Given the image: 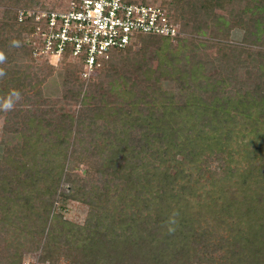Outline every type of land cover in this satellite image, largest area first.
<instances>
[{"label":"trees","instance_id":"trees-1","mask_svg":"<svg viewBox=\"0 0 264 264\" xmlns=\"http://www.w3.org/2000/svg\"><path fill=\"white\" fill-rule=\"evenodd\" d=\"M125 1L159 3L181 34H137L103 61L98 82L65 59L74 115L33 109L42 79L18 64L34 59L33 24L19 10L44 6L0 0V104L12 90L22 97L4 125L0 221L23 222L48 264H264V0ZM235 28L239 43L229 41ZM151 45L157 70L145 66ZM107 127L106 155L81 177L75 162L90 161L80 144L94 140L85 131ZM62 197L89 206L83 224L54 212ZM17 257L0 247V264Z\"/></svg>","mask_w":264,"mask_h":264},{"label":"built area","instance_id":"built-area-1","mask_svg":"<svg viewBox=\"0 0 264 264\" xmlns=\"http://www.w3.org/2000/svg\"><path fill=\"white\" fill-rule=\"evenodd\" d=\"M18 18L32 21L28 42L35 57L75 61L87 82L113 50L133 43L137 34H181L167 10L151 2L68 0L63 6L20 9Z\"/></svg>","mask_w":264,"mask_h":264},{"label":"rangeland","instance_id":"rangeland-1","mask_svg":"<svg viewBox=\"0 0 264 264\" xmlns=\"http://www.w3.org/2000/svg\"><path fill=\"white\" fill-rule=\"evenodd\" d=\"M68 0H38L39 5H43L44 7H56V6H63L67 3ZM22 4V3H20ZM20 4L16 5L19 6ZM5 8L3 6H0V20L2 19L4 15V10ZM228 9H216V12H221V13H228ZM188 34V31H185ZM190 34V33H189ZM205 40L208 39L209 37L211 38H219L220 36H212V33H209L208 35L202 36ZM243 38V30L235 28L230 34L229 41H234V42H241ZM214 40V39H213ZM144 45L139 42L137 43L132 52H124L125 56L126 54L129 53L128 57L134 56L135 53L139 52ZM207 53H209L210 56H216L220 53V50L218 47H208L207 48ZM156 47L151 45L149 46L146 57H145V66L154 70L159 69L160 66V59L156 56ZM34 59H21L18 64L21 65V69H24L28 71L27 73L34 75L32 77L33 81H38L39 79H42L41 82V87L43 90V96H34L33 100H39L34 102H29L32 104V108H35V105L37 104L39 108V112L41 110L43 111L44 109H52L55 111V113H62V112H67L71 114H76L78 109H79V103L77 104L76 102H72L70 99H67L64 97V92L66 90L64 86L65 80V74H66V68H65V63L63 61H59L55 58H37L33 56ZM125 64L124 59H122L121 62H119V65ZM122 68V67H121ZM242 74V73H241ZM91 79H94L93 82H98L100 81V75H93ZM89 89V88H88ZM92 88L89 89L91 91ZM31 94L32 91L30 92ZM21 100V99H20ZM17 101L14 105V107H17L19 103ZM27 109V108H23ZM30 109V108H29ZM8 111H4L3 109H0V151L2 152L3 150V145H2V139L4 137V125L5 122L7 121V114ZM104 118L99 117L96 118V121H98V127H101L104 125L103 123ZM100 125V126H99ZM111 128V126H110ZM109 127L104 129V131L98 130V132H93V133H88L87 130L85 131L86 138L85 139H90V134L91 138L94 140L90 144H80L83 146L84 151L86 155L88 154V158L90 163H80L79 161H76V165H78L77 171L80 173L81 177H83L85 173V168H88L89 166H93L96 163L100 162L103 158V155L105 156L106 153H103L102 155L99 154V150H101V147H103V143L105 142V134H107V130ZM86 148V149H85ZM86 160V159H85ZM65 186L68 187V184L65 183ZM89 206L80 200H76L70 197H62L59 199V201L56 204L55 207V213L63 216L64 219H68L69 221L75 222L77 224H83L88 216L89 213ZM0 225L3 228H6L7 232H0V247H13V251L16 250L18 253V257H22V264H48L47 262H41L39 260L40 258V251L37 250L34 240L32 237L33 235L28 234L27 230L24 226L23 222H18L17 225L18 229H13L9 226H7L4 221H0ZM21 254V255H20ZM17 257V258H18ZM236 261V259H234ZM231 264H235V262L230 261ZM236 263H238L236 261ZM60 264H67L66 261H61ZM204 264H206L204 262ZM229 264V263H228Z\"/></svg>","mask_w":264,"mask_h":264},{"label":"clouds","instance_id":"clouds-1","mask_svg":"<svg viewBox=\"0 0 264 264\" xmlns=\"http://www.w3.org/2000/svg\"><path fill=\"white\" fill-rule=\"evenodd\" d=\"M13 44L18 46L17 41H13ZM5 60V57L3 53H0V62H3ZM4 75V71L0 69V76ZM21 93L17 90H12L8 96V98L0 104V109H3L4 111H10L14 107L15 103L21 99Z\"/></svg>","mask_w":264,"mask_h":264}]
</instances>
